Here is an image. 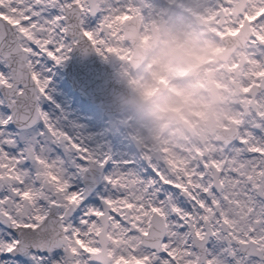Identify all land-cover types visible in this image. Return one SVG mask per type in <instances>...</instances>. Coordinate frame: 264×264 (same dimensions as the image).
Here are the masks:
<instances>
[{
  "label": "snow or ice",
  "instance_id": "1",
  "mask_svg": "<svg viewBox=\"0 0 264 264\" xmlns=\"http://www.w3.org/2000/svg\"><path fill=\"white\" fill-rule=\"evenodd\" d=\"M264 44V0H194ZM154 0H0V264H264V71L247 106L191 155L114 159L44 107L77 46L125 57ZM264 69V57L255 61Z\"/></svg>",
  "mask_w": 264,
  "mask_h": 264
},
{
  "label": "clouds",
  "instance_id": "2",
  "mask_svg": "<svg viewBox=\"0 0 264 264\" xmlns=\"http://www.w3.org/2000/svg\"><path fill=\"white\" fill-rule=\"evenodd\" d=\"M115 46L125 58L113 56L116 71L101 103L140 154L191 155L224 134L240 93L221 69L241 52L199 13L177 0H158L146 16L122 25Z\"/></svg>",
  "mask_w": 264,
  "mask_h": 264
},
{
  "label": "rangeland",
  "instance_id": "3",
  "mask_svg": "<svg viewBox=\"0 0 264 264\" xmlns=\"http://www.w3.org/2000/svg\"><path fill=\"white\" fill-rule=\"evenodd\" d=\"M61 64L48 59L44 63L45 74L50 77L48 94L44 107L61 124L74 132H79L93 145L101 146L114 159L137 158L129 131L115 123L114 115H104L103 108L96 103L81 99L79 93L66 79L65 69L71 58ZM102 62L108 57L99 55ZM116 65V60H115Z\"/></svg>",
  "mask_w": 264,
  "mask_h": 264
},
{
  "label": "flooded vegetation",
  "instance_id": "4",
  "mask_svg": "<svg viewBox=\"0 0 264 264\" xmlns=\"http://www.w3.org/2000/svg\"><path fill=\"white\" fill-rule=\"evenodd\" d=\"M157 2L158 0H154V4ZM177 2L185 4L192 11L199 13L196 10L194 0H177ZM173 6L175 7V4ZM149 11H147V13L143 15L146 16ZM134 15L139 17L141 14L135 13ZM199 19L202 20V22L205 25H207L210 28V30L220 39L233 41L241 52L240 58L237 62L230 63L226 69H221V71L227 72L228 78L231 80V84L234 87L238 88L240 93L239 100L235 104V115H236L241 108L247 106V101L250 97L244 94L243 88L245 86H248L250 81L253 80V72L264 71V69L262 68L255 67V61L258 58L264 57V44L260 43L259 41L253 42L251 39L244 38L241 33V29L239 27H232L233 23H237V22L239 24L244 23V21H237L235 17L231 19L228 27H223L222 25H220L219 21H217L215 24H212L207 19H202L200 13H199ZM109 58L110 56H108V59ZM114 67L116 71L115 63H114ZM217 87L225 88L227 86L221 84L220 82H217ZM235 115L230 116L229 121ZM130 139L134 145L135 152L138 154V156H140V153L138 152L136 146V141L131 135H130Z\"/></svg>",
  "mask_w": 264,
  "mask_h": 264
},
{
  "label": "water",
  "instance_id": "5",
  "mask_svg": "<svg viewBox=\"0 0 264 264\" xmlns=\"http://www.w3.org/2000/svg\"><path fill=\"white\" fill-rule=\"evenodd\" d=\"M138 16L134 15V19ZM72 56L66 66V78L83 100H87L104 109L105 115H112L102 101V92L110 84L115 74V58L110 56L102 62L94 49L86 50V46H77L71 50Z\"/></svg>",
  "mask_w": 264,
  "mask_h": 264
}]
</instances>
